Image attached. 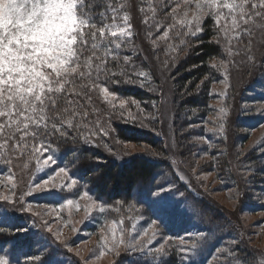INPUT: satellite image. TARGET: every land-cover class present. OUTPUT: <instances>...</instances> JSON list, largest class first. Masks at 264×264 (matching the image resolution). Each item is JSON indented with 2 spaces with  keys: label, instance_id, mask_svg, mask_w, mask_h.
I'll return each mask as SVG.
<instances>
[{
  "label": "snow or ice",
  "instance_id": "6c2138e0",
  "mask_svg": "<svg viewBox=\"0 0 264 264\" xmlns=\"http://www.w3.org/2000/svg\"><path fill=\"white\" fill-rule=\"evenodd\" d=\"M145 2L147 8H139L147 25L145 38L150 40L154 49L158 48V42H163L169 50L165 52L166 59L161 62L162 71L169 70V61L171 66L178 63L177 57L170 55V52L178 54L190 48L188 40L198 38V34L203 33L202 24L206 18H214L213 42L219 45L222 36L229 56L233 55V41L251 37L256 30L264 33V0H140L141 4ZM101 3L104 10L97 11ZM193 4L194 10L191 8ZM127 8L128 0H0V160L11 164V156H27L29 161L35 160L33 174H43L36 175L28 182L27 191L19 196L16 194L15 177L9 175V193H0V201H19L22 211L31 212V205L23 207L26 197L34 194L54 195L57 188L64 187L70 190L69 194L75 195L76 192L71 190L78 191V181L69 176L67 167L57 164L54 154H48L46 158L44 154L54 151L51 149V139L66 141L72 132L77 136L82 135V129L88 126L85 121L98 126L103 136L108 137L113 117L124 119L127 114L128 120L133 123L138 117L141 121L155 120L151 113L144 115L146 110L135 100L120 99L117 105V97L110 90L119 83L139 82L141 87H146L151 82L150 72L136 71L140 65L133 55L127 54L137 52L133 42L132 16ZM181 11L182 17L175 19ZM169 19L173 22L165 28V22ZM161 30L162 35L152 39L153 34ZM173 37L179 39V45L168 44ZM250 49L251 41L246 51ZM156 59L159 60V57ZM248 59L253 57L249 55ZM212 67H216V64ZM224 70L227 74L226 65ZM207 79L205 77L197 88ZM101 101L106 102L110 109L103 125L99 119L103 114L99 106ZM131 105L136 107L135 115L130 110ZM220 111L224 112V109ZM92 117L97 119L93 120ZM146 126L141 122V127ZM76 138L72 137L73 140ZM84 139L88 142L89 138L85 136ZM104 147L112 151V145L105 143ZM50 165H56V170L51 169ZM28 167L29 164L24 163L23 168ZM53 171L55 175L51 174ZM61 175L70 182L56 183ZM177 179L184 180L185 177L179 175ZM4 183L0 180V184ZM158 189L155 195L161 200V193L166 189L164 185H158ZM83 195L88 197V192ZM66 203L72 205L74 201L68 199ZM60 206L64 207L63 204ZM100 211L103 212L104 208L101 207ZM7 219V209L0 210V236H15L27 231L17 228L15 232H10ZM115 224L113 221L109 229L112 233L109 251L119 256L121 245L125 251L142 250V242L132 232L127 238L123 231L117 237ZM152 224L159 228L156 221H152ZM44 225L52 233L50 222L44 221ZM144 235H147V231ZM155 235L154 231L148 244L152 243ZM180 243L184 244L185 240L181 238ZM208 243L209 237L201 234L192 248L198 249L201 244L206 246ZM237 247L238 242L232 241L217 248L216 264H264V259L257 261L240 256L235 251ZM157 251L165 254L163 245ZM0 252L6 253L0 255V264H10L8 250L0 249ZM40 260L39 256L29 257L24 264H34Z\"/></svg>",
  "mask_w": 264,
  "mask_h": 264
},
{
  "label": "trees",
  "instance_id": "16d2710c",
  "mask_svg": "<svg viewBox=\"0 0 264 264\" xmlns=\"http://www.w3.org/2000/svg\"><path fill=\"white\" fill-rule=\"evenodd\" d=\"M128 3L135 5L131 22L134 32L133 42L137 52L127 54L133 55L136 63L140 65L136 71L150 72L151 82L146 87H141L139 82L119 83L113 85L110 90L114 91V94L121 99L135 100L141 108L146 110L144 115L151 113L155 120L150 122L148 119H144L141 121L138 117L133 123L128 120L127 114L124 119L113 117L110 121V133L122 143L145 145L147 150L140 155H130L128 158L121 153L115 156L105 154L100 148L101 142H107L104 141L103 133L98 130V126L85 121L88 126L82 129V135L77 136V133L72 132L66 141L51 139V149L54 151L48 154H54L57 164L60 167H67L71 176L86 187L87 192L99 203L105 205L133 204L145 209L149 215L154 211L155 216L159 219V226L163 227H161L163 232L170 238L175 236L170 234V223L173 222L180 228H184L181 224L186 220L185 215L187 214L189 218L187 225L190 229L181 230L180 234L183 233L182 235L185 237H199L201 234L209 237V243L206 246L201 244L198 249L189 247L188 251L183 249L181 252L168 254L166 257L162 256L158 260L148 257L149 255L139 254L137 259L139 264H208L216 254V249L227 245L224 244L226 239L231 242H239L235 251L243 256L245 251H243V247L239 246L245 242V237L242 235V225L238 215L237 218L233 216L235 211H220L212 203L209 205L207 201L210 200L200 189L201 186L195 187V191L190 186L187 187L182 180H178L177 176L184 166L187 168L192 164L193 160L186 151L192 150L191 157H200L209 148L205 145L208 143L212 148L207 152L212 156V160H205L203 164L199 165L200 170L205 171V168L208 169L207 165H211V161H217L218 168L222 169L219 172L221 181H223L222 188L226 190L233 187L238 188L239 191L243 190L238 201L243 200L239 203V207L242 211L246 209L244 202L248 195L247 184H250L256 177L264 175V172H258L264 171V159L259 158L260 150L251 149L248 152L238 150L239 143L241 147L247 138L243 136L239 142L235 137V128H244L248 132L252 127H247L245 122L247 123L249 120L253 122V125H257L264 122V117L260 115L240 116L239 118L234 117L235 120L231 117L230 122L227 117H229V111L231 112L230 116H234L241 110L240 101H264V33L260 36L263 39L260 42L259 52L257 49L256 61L251 64L249 60H246L244 65L239 60V67L243 70L245 67V75L241 83L239 82L238 88L233 89L229 70L233 66L234 54L228 55L222 36L219 45L213 42L215 36L214 18H206L202 24L203 33L198 34V38L188 40L190 48H185L178 54L170 52V55L177 57L178 63L171 66L169 61V70L162 71L161 62L163 61L162 57H166L167 45L158 42V48L154 49L150 40L145 38L144 33L147 25L144 23V14L139 11V8H147V3L141 4L140 0H128ZM102 10H104L103 6L97 7V11ZM150 15L149 12V22H151ZM172 22L171 19L166 21L165 28ZM258 33L254 32V36L257 38ZM158 35H162V30L154 33L152 39H156ZM171 36L172 31H170ZM244 41L247 39L244 38L236 42L242 47V50L247 49L249 41L256 42L254 37L249 38L246 43ZM168 44L177 46L179 39L173 37L168 40ZM256 44L258 47V40ZM160 54L161 59L157 60L156 57H159ZM154 55L155 58H153ZM214 63L216 67H212ZM224 65L227 66V74ZM236 70L239 71L238 68ZM205 77L208 79L197 88V85H200ZM225 81L228 83L229 92H224V101L228 103L225 104L230 109L227 110L228 113L225 116H222L223 119L214 123L223 107L217 106L216 101L220 100V93L213 87ZM167 94L172 99L170 102L174 120L172 137L175 141L173 151H176L180 163H176V158L172 159L169 151L171 148H168L165 143L167 128L164 127V122L167 117L165 116L164 121L163 99L165 95L168 97ZM99 106L103 110V114L99 117L101 125H103L107 111L110 109L106 102H99ZM130 110L134 115L136 114L135 105H131ZM243 110L244 108L242 112ZM92 119L95 120L97 117H92ZM141 122L147 126L141 127ZM221 123L225 127L222 131L217 130ZM210 126L216 131H207V129H212L209 128ZM74 136L77 137L75 140L72 139ZM85 136L89 138L88 142H85ZM191 139H201L204 142ZM218 142L224 143L223 150L216 146ZM257 157L261 160H258L261 162L259 165ZM16 158L19 159L17 156L10 157L12 163ZM7 166L9 165L0 160L1 173L7 170ZM243 169L254 174L245 175ZM184 176L187 177V181H191L186 172ZM260 182L264 183V177ZM158 185H164L166 189L161 193V200H158L155 195L159 191ZM169 189L171 190L169 191ZM57 192L50 196L37 195L36 197L41 202L47 200L50 202L53 197L65 198L67 196L63 192ZM3 209H6V206L0 205V210ZM166 214H170L169 221L166 218L163 219ZM7 216L8 230L15 232L17 228H20L17 221L21 219L10 215L8 211ZM220 231H224V233L219 234ZM195 243H197V239ZM0 249L8 250L12 264H17V262L24 264L26 259L36 256H39L41 260L35 261L34 264H82L81 261L72 257L73 255H63L59 248L51 247L47 237H44V234L39 231L37 233H18L15 236H0ZM3 254L6 253L0 252V255ZM253 258L257 261L264 259V252L256 251L251 259Z\"/></svg>",
  "mask_w": 264,
  "mask_h": 264
},
{
  "label": "rangeland",
  "instance_id": "374dc122",
  "mask_svg": "<svg viewBox=\"0 0 264 264\" xmlns=\"http://www.w3.org/2000/svg\"><path fill=\"white\" fill-rule=\"evenodd\" d=\"M98 6L102 7V3L98 4ZM133 6L135 5L132 3H128L127 10L130 12L131 15L133 11ZM191 8L194 10V4L191 5ZM181 17L182 11L179 15L176 16V19H180ZM189 17H191V11L189 12ZM255 32H259L258 38L255 37L254 34L251 37H244L245 40L247 39V41L249 38L253 37L255 38L256 42L257 40L259 41L258 47L256 42H251V49L248 52L246 51V49L242 50V47L236 43L238 41H233V66L231 70H229L231 76V86L233 89L238 88L245 75V67L244 70L243 68L239 67V62L241 61L244 64L246 60H249L247 59L249 55L253 57V59L249 60L251 64H253L252 62L256 61L255 57L256 54L259 52L260 42L263 37H260L262 33L259 30H256ZM247 41L244 42L246 43ZM166 51H169L168 48L166 49ZM153 58H155V55ZM159 58L161 59V54L159 55ZM165 59L166 57H162L163 61ZM154 61L156 60L154 59ZM237 68L239 71L236 70ZM214 86L215 87L213 88L215 90H218L220 93V100L216 101V104L217 106L223 107L222 109H224V112L218 113L219 116L217 115V119L214 122L218 123L220 119H223L222 116H225L230 109L228 108V105H226L228 103L224 101L223 95L225 94L224 92H229V89L228 83L226 81L218 85L216 84ZM116 97V103L118 105V102L121 98H119L118 96ZM171 101L172 99L169 95L168 97L166 95L164 96V121L166 119L165 116L167 117L166 122H164V127L167 128L165 133V143L168 148H171L169 151L171 153V157H173L172 159L176 158V163H180L178 155L175 153L176 151H173L175 149V141H173L172 137L174 120L173 113L171 111L172 109L170 107ZM240 105L241 110L237 112L234 116H230L231 112L229 111V117H227L229 119V122L231 117H233V119L234 117L239 118L240 116L247 117L252 115H260L261 117H264V101L246 102L244 100L243 102L240 101ZM243 108L244 110L242 112ZM245 124L247 127H252L248 132L245 131L244 128H235V137L238 139L239 142L241 141V138L243 136H246L247 138L246 142L241 145V147L239 143L237 148L241 152H248L251 149H255V151L260 150L259 154L261 155L259 158L263 160L264 122L262 121L260 124L253 125V122L248 120V122H245ZM209 128L213 129L212 126H210ZM224 128L225 127L221 123L220 126H218L217 130H223ZM191 140H199L200 142H204L201 139ZM104 141H107L106 143L112 145L113 147L112 151L109 152L104 147L105 143L101 142L100 148L105 154L108 155L115 156L118 153H121L124 157L128 158L130 155H134L137 153L142 154L147 150L145 145L122 143L120 141L119 143H116V141L118 140H116V138L111 135V133L108 137H104ZM205 145L209 147L207 151L211 150L212 147L210 146V144L205 143ZM216 146L219 149L221 148L223 150L224 143L218 142V145ZM207 151H204V155L202 153L200 157H191L192 150L186 151L188 152L189 157L193 160L192 164L189 167L187 166V168L184 166V168L180 172H178V174L184 176L186 172L188 176H190L191 181H187V177L185 176V179L182 180L187 185V187L190 186L192 189L195 190V187L197 188L201 186L200 189L203 190V192L205 193L204 195L210 200L207 201L209 205H211L212 203L216 208L220 209V211H235L233 216L237 218L238 215L239 221L242 225V235L245 237V242L242 243L239 247H243V251H245V254H243V256L245 258L251 259L256 251L264 252V183L260 182L261 178H263L264 175L259 176V178L256 177L254 180H252L250 184H247L248 195L247 198H245L244 202V207H246V209L242 211V209H240L239 207V203L243 200L238 201V198L240 197L239 195H241L243 190L239 191L238 188L236 189L233 187L226 190L222 188L223 181H221L222 178L219 174L222 169L218 168L217 161H211V165H207L208 169L205 168V171L200 170L199 165L203 164L205 160H212V156H210L209 152ZM256 154H258V152H256ZM46 155H48V153L44 154L45 158ZM258 160L261 161L257 157V161ZM259 161L258 165L261 163ZM24 163L29 164L28 169L23 168ZM8 165L9 166H7L8 168L4 173L0 172V180L5 181L4 184H0V193H9V189L11 187L7 184V177L9 175H14L15 180L17 182V196H19L21 192L27 191V183L30 182L32 179H35L36 175H43L42 173H35V175L33 174L35 168V160L29 161L27 156L19 157V159L16 158L12 164ZM181 166L183 165L181 164ZM49 167L53 170H56V165H50ZM242 171L245 175L250 176V174H254L249 173V171L245 169H243ZM258 172L264 171L260 170ZM68 173L69 176L74 179L71 176V172L68 171ZM51 174L55 175V171H53ZM44 178H47V176H44ZM55 182L58 184H66L70 181L66 180L63 175H61L60 177H57ZM77 188L78 191H76V189L71 190L76 192L75 195L69 194L70 190L67 187H64L63 189L57 188L55 190V193H58L57 191H60L67 196L64 199H61L60 196L53 197V200L50 202L48 200L43 202L39 201L36 197L37 194H34L32 197H26L25 201L23 202V207L27 208L28 205H31V212L22 211L21 202L19 201H0V205L6 206V209L10 213V215L17 216L21 219L17 221V224H20L18 226L27 230L26 232L21 233H37L38 231L43 233L44 237H47L48 243L51 245V247L59 248L63 255H73L72 257L81 261L82 264H116L117 261H119V264H139L137 262L139 254H143L144 256L149 255L148 257L158 260L162 256L166 257L168 254L174 252L178 253L181 252L183 249L185 251H188L187 249L189 247H192V244L195 243V240L197 239V236L185 237L184 235H182L183 233L180 234L181 230L190 229L187 225V222L189 220L187 214L185 215V217H187L188 219L186 218V220L182 221L181 224L182 226H184V228H180L177 224L173 222L170 223V234L175 235L174 237L170 238L163 232V227L161 225L159 226V228H157L155 224H152V221H156L157 224L159 221V219H157V216H155L154 211L152 212V214L149 215V213H147L145 209L137 207L133 204H101L89 193L88 197H85L83 195L85 192H87V190L85 189L86 187L78 183ZM68 199L73 200L74 203L72 205H68L66 203ZM61 204L64 205L63 208H61ZM101 207L104 208L103 212L100 211ZM89 208L90 211L88 210ZM35 213H38L39 215H36ZM165 218L167 221H169L170 214H166L163 219ZM44 221L50 222L51 227L53 229L52 233L48 232V228L44 225ZM113 221L116 222V236L119 237L121 235V232L123 231L125 238H127L129 232H132V234L136 236V239L142 242V250L138 248L136 251L130 249L125 251V247L121 245L118 249L119 256H117L114 252L109 251L108 249L112 246V233L109 229L112 227ZM121 221H123V223H121ZM134 226L135 230L133 231ZM145 231H147V235H144ZM154 231L156 232V235L152 240V243L148 244V240L152 238V234ZM221 232L224 233V231H220L219 234ZM57 236H59L58 239ZM102 237H104L105 239H102ZM181 238L185 240L184 244L180 243ZM105 240H107V243H105ZM230 242L231 240L226 239L224 241V244H228ZM162 245L164 247L165 252V254L163 255L157 251V249H159ZM238 254L242 256V254ZM216 256L217 253L209 261L208 264H216ZM127 261H130L131 263H128ZM10 264L12 263L10 262Z\"/></svg>",
  "mask_w": 264,
  "mask_h": 264
}]
</instances>
